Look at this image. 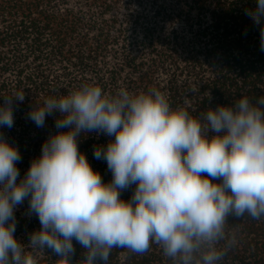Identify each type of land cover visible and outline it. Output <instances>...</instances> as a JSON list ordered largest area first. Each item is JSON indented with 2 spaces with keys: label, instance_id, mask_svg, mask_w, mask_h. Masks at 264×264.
<instances>
[{
  "label": "clouds",
  "instance_id": "9594fccd",
  "mask_svg": "<svg viewBox=\"0 0 264 264\" xmlns=\"http://www.w3.org/2000/svg\"><path fill=\"white\" fill-rule=\"evenodd\" d=\"M255 4L245 12L260 26L264 51V0ZM0 98V126L11 128L13 98L22 102L24 91ZM53 112L55 126L68 130L48 136L19 182L20 153L0 137V264H37L13 236L14 209L25 199L40 224L27 246L50 249L63 264L73 240L85 249L80 264L106 262L113 248L143 253L150 242L174 264H217L226 218L264 216V97H241L194 118L155 88L109 94L82 84L46 97L27 116L42 127ZM93 130L113 137L93 148L111 172L107 183L78 150V139Z\"/></svg>",
  "mask_w": 264,
  "mask_h": 264
},
{
  "label": "trees",
  "instance_id": "16d2710c",
  "mask_svg": "<svg viewBox=\"0 0 264 264\" xmlns=\"http://www.w3.org/2000/svg\"><path fill=\"white\" fill-rule=\"evenodd\" d=\"M255 7V0H0V96L24 91L22 102L12 101L13 126H0V137L21 156L17 182L48 136L68 130L55 126L57 112L37 127L28 111L82 84L98 85L109 94L119 88L131 93L155 88L173 109L194 118L241 97L252 102L264 97L260 26L245 12ZM111 139L93 130L77 141L105 183L111 172L104 160L94 158L93 148ZM133 187L123 190L121 199L128 200ZM14 216L13 236L37 264H63L50 249L27 246L29 234L40 228L36 215L28 214L27 199L15 207ZM72 243L70 264H80L85 249ZM216 247L225 250L217 264H264V216L229 215ZM101 264L174 261L150 242L143 253L113 248Z\"/></svg>",
  "mask_w": 264,
  "mask_h": 264
}]
</instances>
